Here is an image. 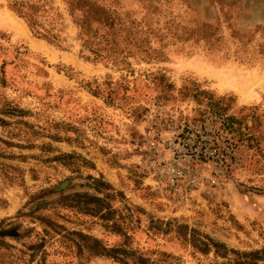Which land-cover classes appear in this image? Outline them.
Here are the masks:
<instances>
[{"label":"rangeland","instance_id":"obj_1","mask_svg":"<svg viewBox=\"0 0 264 264\" xmlns=\"http://www.w3.org/2000/svg\"><path fill=\"white\" fill-rule=\"evenodd\" d=\"M14 1L0 0V264H264V0H95L130 27L104 59L61 0L62 46ZM158 113L226 124L236 166L172 191L143 143Z\"/></svg>","mask_w":264,"mask_h":264},{"label":"built area","instance_id":"obj_2","mask_svg":"<svg viewBox=\"0 0 264 264\" xmlns=\"http://www.w3.org/2000/svg\"><path fill=\"white\" fill-rule=\"evenodd\" d=\"M142 136L156 173L186 197L200 185L205 169L223 172L237 164L236 140L226 124L214 120L180 121L158 113Z\"/></svg>","mask_w":264,"mask_h":264},{"label":"trees","instance_id":"obj_3","mask_svg":"<svg viewBox=\"0 0 264 264\" xmlns=\"http://www.w3.org/2000/svg\"><path fill=\"white\" fill-rule=\"evenodd\" d=\"M61 1L71 24L76 29V39L79 40L82 49L84 46L95 59L108 58L114 53L121 52L117 40L120 38L127 40L130 37V27L116 11L102 6L95 0ZM10 7L23 19L32 34L58 46L64 45V39L60 32L66 28L67 24L64 18H61L60 12L52 11L48 0L14 1ZM46 205V202H40L36 210L41 211ZM39 217H41L39 220L41 223H43V218L49 219L48 216L42 214ZM37 235L38 242L35 248L41 254H45L44 248L49 231L44 228ZM121 251L126 253L125 250ZM40 261L43 262L44 257Z\"/></svg>","mask_w":264,"mask_h":264}]
</instances>
